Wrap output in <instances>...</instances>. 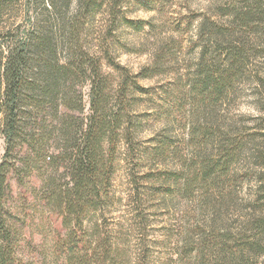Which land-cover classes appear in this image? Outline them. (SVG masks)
Wrapping results in <instances>:
<instances>
[{"label":"trees","instance_id":"trees-1","mask_svg":"<svg viewBox=\"0 0 264 264\" xmlns=\"http://www.w3.org/2000/svg\"><path fill=\"white\" fill-rule=\"evenodd\" d=\"M39 1L49 8L32 16L27 10L24 23L0 27V136L5 143L0 264H152L146 220L123 223L107 214L115 204V177L123 165L136 188L140 176L148 182L156 176L158 194H172L181 182L182 173L163 168L139 175L151 163L167 164L175 152L165 134L152 135L148 145L138 141L142 128L136 96L147 94L153 100L156 93L140 81L164 72L168 53L160 50L136 74L116 61V22L138 30L146 24L120 13L125 0H110V24L98 45L90 41L91 19L102 0H78L70 16L60 11L58 0ZM4 6L0 0V16ZM227 50L225 69L198 66L197 102L219 101L233 87L242 57ZM159 100L150 117L167 120ZM237 149L235 143L226 146L221 162L199 165L195 174L201 181L213 180V174L229 169ZM137 191L133 212L139 217L144 206ZM258 228L263 236L264 219ZM256 247H264L261 239L226 249L234 255ZM234 264L247 262L237 257Z\"/></svg>","mask_w":264,"mask_h":264},{"label":"rangeland","instance_id":"rangeland-1","mask_svg":"<svg viewBox=\"0 0 264 264\" xmlns=\"http://www.w3.org/2000/svg\"><path fill=\"white\" fill-rule=\"evenodd\" d=\"M3 2L0 27L24 23L27 10L32 16L49 8L37 0ZM109 2L102 0L91 19L93 45L110 24ZM57 7L70 16L78 0H58ZM122 9L128 18L146 24L138 30L116 22V61L136 74L151 65L160 50L168 53L164 72L140 81L156 93L153 100L147 94L136 96L142 128L138 141L148 145L152 135L165 134L175 152L167 164L151 163L139 175L159 168L182 175L175 192L158 194L156 176L150 182L138 177L136 188L123 165L115 177V204L107 219H145L152 264H234L237 257L247 264H264V235L258 228L264 219V0H125ZM228 48L242 57L233 87L219 101L197 102L198 66L225 69ZM89 91L85 86L86 112ZM160 97L167 120L150 117ZM232 143L238 149L229 169L201 181L195 174L199 165L221 162L223 150ZM4 151L0 136V163ZM138 188L144 206L139 217L133 212ZM257 239L263 250L246 248L232 255L226 249Z\"/></svg>","mask_w":264,"mask_h":264}]
</instances>
